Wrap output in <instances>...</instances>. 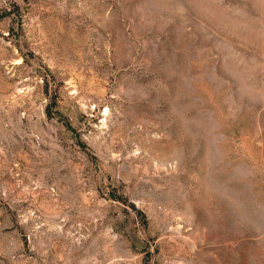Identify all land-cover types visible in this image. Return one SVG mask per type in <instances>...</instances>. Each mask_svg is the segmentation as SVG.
Listing matches in <instances>:
<instances>
[{"label":"rangeland","instance_id":"1","mask_svg":"<svg viewBox=\"0 0 264 264\" xmlns=\"http://www.w3.org/2000/svg\"><path fill=\"white\" fill-rule=\"evenodd\" d=\"M0 264H264V0H0Z\"/></svg>","mask_w":264,"mask_h":264}]
</instances>
